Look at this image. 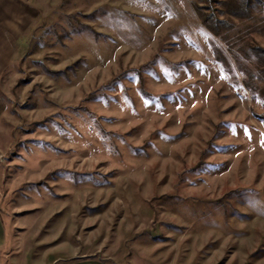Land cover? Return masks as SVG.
Returning a JSON list of instances; mask_svg holds the SVG:
<instances>
[{"label":"rangeland","instance_id":"374dc122","mask_svg":"<svg viewBox=\"0 0 264 264\" xmlns=\"http://www.w3.org/2000/svg\"><path fill=\"white\" fill-rule=\"evenodd\" d=\"M20 1L0 75L8 263L264 264V0L214 3L218 36L199 0Z\"/></svg>","mask_w":264,"mask_h":264},{"label":"trees","instance_id":"16d2710c","mask_svg":"<svg viewBox=\"0 0 264 264\" xmlns=\"http://www.w3.org/2000/svg\"><path fill=\"white\" fill-rule=\"evenodd\" d=\"M202 3V6H197L196 8L201 10H207L208 13L203 15L202 13V24L214 35L218 36L222 34L223 30L221 25H224V22L219 21L214 14V3H220L221 5L228 6L231 4L232 10H234L235 16H240L239 14L247 13V10L252 6L253 0H199ZM229 2V4H228ZM228 4V5H227ZM238 10L239 13H235ZM259 51L264 54V49H259Z\"/></svg>","mask_w":264,"mask_h":264},{"label":"crops","instance_id":"0c3cea01","mask_svg":"<svg viewBox=\"0 0 264 264\" xmlns=\"http://www.w3.org/2000/svg\"><path fill=\"white\" fill-rule=\"evenodd\" d=\"M13 1L16 3H23L20 0H0V75L3 71L4 66V59L10 58V50H7L6 57L4 56L3 51V19H4V9L5 4L7 5L8 2ZM10 242H8V237L6 235V227L4 225V221L0 216V264H10L8 263L9 257L11 256V252L9 250L4 251L5 248L8 247Z\"/></svg>","mask_w":264,"mask_h":264}]
</instances>
